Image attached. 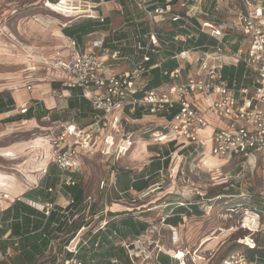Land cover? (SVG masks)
Returning <instances> with one entry per match:
<instances>
[{
    "label": "built area",
    "instance_id": "built-area-1",
    "mask_svg": "<svg viewBox=\"0 0 264 264\" xmlns=\"http://www.w3.org/2000/svg\"><path fill=\"white\" fill-rule=\"evenodd\" d=\"M67 1L76 7L81 3ZM122 1L86 0L92 10L87 18L106 25L109 5ZM126 1L136 12L129 21L118 29L91 33L82 44L66 37L70 54L55 64L69 97L76 91L89 103L92 122L82 128L71 124L50 140L49 165L57 168L58 183L47 191L56 197L54 201L13 200L43 214V227L53 213L63 215L74 203L72 199L64 207L58 200L64 187L78 184L80 156L94 154L102 138L101 152L109 159L120 158L136 138H145L160 146L173 143L189 156H199L202 164L208 155L234 163L241 179L264 163V0ZM124 9L121 5L122 15ZM28 82L26 87L32 90ZM30 110L23 104L18 114L28 115ZM218 120L223 125L213 126L212 121ZM135 125L140 126L137 132L131 129ZM117 171L113 170L112 191ZM6 198L5 193L0 203ZM6 209L0 208L2 213ZM107 226L108 221L98 231L106 232ZM85 230L83 225L64 246L66 264H83L78 254L89 244L90 231ZM43 237L49 240L47 250L53 241L47 234ZM114 237H118L115 230L110 239ZM0 240L11 241L1 259L25 253L22 237H11L10 230ZM99 243L100 239L95 249ZM122 246L133 259L130 245ZM242 262L248 264L244 257L233 255L228 263Z\"/></svg>",
    "mask_w": 264,
    "mask_h": 264
},
{
    "label": "rangeland",
    "instance_id": "rangeland-1",
    "mask_svg": "<svg viewBox=\"0 0 264 264\" xmlns=\"http://www.w3.org/2000/svg\"><path fill=\"white\" fill-rule=\"evenodd\" d=\"M78 1L81 3L76 7L67 0L60 4L59 0H0V93H10L15 101L12 111L0 114V152L11 150L14 153L13 157L0 156V173L10 177L11 186L19 193L9 199V194L0 189V199L7 194V200H1L2 209L13 205L17 197L26 198L25 194L40 186L43 179L46 183L45 177L52 167L49 165L50 140L60 136L65 127L74 123L84 126L90 120L77 117L73 109H65L66 102L74 100L73 93L69 97L61 84L56 86L60 78L55 64L59 57L67 58L70 54V49H66V37L60 38L63 29L87 20V13H92L86 0ZM127 2L109 5L108 24L112 28H121L130 15L136 13ZM121 5L125 6L123 15ZM28 81H31L32 90L26 87ZM54 91L62 95L67 93L69 98H61ZM50 102L54 105H49ZM23 104H28L32 113L22 119L18 108ZM44 112L45 116L39 117ZM212 125L223 123L222 120L212 121ZM131 129L137 132L140 126ZM103 140L99 141L94 154L80 156L82 170L75 175L78 181L75 187L83 190L84 201L61 215L70 222L61 230L51 232L52 247L33 257L24 256V253L14 258L0 257V264H66L64 246L79 228L85 225V231H90L88 238L104 223L115 219L111 213L126 212L139 222H148L150 227L138 238L114 237L116 246L124 242L130 245L133 259H111V264H161L156 259L159 253L169 256L170 264H234L228 263L233 255L249 261L248 249L257 247L264 252V217L250 207L252 196L264 197V163L249 170L247 178L241 179L234 163L215 158L219 163L211 167L202 164L199 156H189L174 145L176 149L171 153L170 166L161 173L158 184L142 193L118 194L112 191L114 169L139 173L167 146L136 138L129 152L109 159L101 152ZM26 160L43 162L44 167L27 172L22 167ZM72 199L63 190L58 202L66 207ZM176 204L196 205L200 213L183 216L182 222L173 227L165 219ZM7 225L3 224L4 228ZM106 232L112 234L109 229ZM33 241L31 239L29 245ZM10 243L0 240V256ZM106 263L96 258L90 264Z\"/></svg>",
    "mask_w": 264,
    "mask_h": 264
},
{
    "label": "trees",
    "instance_id": "trees-1",
    "mask_svg": "<svg viewBox=\"0 0 264 264\" xmlns=\"http://www.w3.org/2000/svg\"><path fill=\"white\" fill-rule=\"evenodd\" d=\"M100 1L101 0H93V2L96 3H99ZM107 24L108 20L106 22V25H103L96 20L87 19L85 21L74 23V25L70 27L64 28L62 33L66 37L75 38L79 43L82 44L84 37L101 30L103 27H107ZM59 85L60 83L56 84V86ZM72 93V98L74 100L69 102V108L73 110L80 109V113H75L77 117L90 119L89 122L84 126H80L79 124L75 123L82 128L92 122V111L89 103L86 100L82 98L80 99L78 97V92L72 91ZM14 108L15 101L12 95L8 92L0 93V114L10 112ZM45 112L46 114L48 113V111ZM45 112L44 115L39 117L45 116ZM30 113H32V110H30ZM25 116L26 115H20L19 117L23 119ZM32 117L33 115L29 118ZM175 149L176 147H174V144H170L168 147H166L165 151H162V153H158L159 156L154 157L152 162L139 173H134L127 169H117V182L114 190L118 194H126L130 191L142 193L150 189L152 186L158 184V179L160 178L161 173L167 171L170 166L171 153L174 152ZM49 170L51 172L49 173L48 177H45L46 183H44L43 179L41 185L38 188L32 189L31 191L27 192L25 194V197L27 199L34 201L40 200L41 202H52L55 200L53 196L51 197V194L47 191V189L57 185L58 170L54 166L50 167ZM49 177H51V179H49ZM64 190L73 197L74 203L71 205V207H69L70 210L74 206L83 203V190L80 187L67 186L64 187ZM250 201V207L253 209V211L257 212L259 215H263L264 217V197L252 196L250 198ZM173 206L175 207L172 209L171 214L165 219V222L173 227H176L182 222L183 216L199 215L200 213L196 205L176 204ZM126 213H111V215L114 216L115 219L110 221L113 222L112 224L108 222V229L110 230V234L113 231L111 229L113 227L117 229H115V231L118 232V237L120 238L127 239L128 236L138 238L143 232L148 230V228L150 227V225H148V222H139L133 215H129L128 212ZM117 218L122 219L117 220ZM44 222L45 217L43 214L25 203L15 202L8 209H6L0 217V223L2 225L8 224L6 228H4L3 226L4 230L2 229V231L0 232V237L5 235L9 230L11 231V237L21 236L22 247L25 250L24 256L28 255V257H33L41 251L43 252L48 245L49 240L47 238H44L43 234H47L48 236H50L51 232H55V230H61L63 225L68 222V219L66 217H62L58 213H53L47 219L46 225L43 227ZM55 223L58 224L57 227L53 226ZM51 229L54 230L51 231ZM88 238V247H81L78 254V258L82 260L83 264H90L94 262V259L96 258L107 261L106 264H111V259H118L122 257H125L127 260L132 259L130 258L129 253L126 251L124 246H116L114 240L110 239L109 232L107 233L98 231L95 234L89 235ZM31 239H34V241L29 245ZM99 239V247L95 249L94 245ZM25 244L28 245V247H25ZM258 244L260 243L258 242ZM251 246L253 247V245ZM156 259H158V262L161 264H170V257L163 253H159ZM247 259H249V261L246 260L248 264H264V252L257 249V247H255L254 249H248Z\"/></svg>",
    "mask_w": 264,
    "mask_h": 264
},
{
    "label": "bare ground",
    "instance_id": "bare-ground-1",
    "mask_svg": "<svg viewBox=\"0 0 264 264\" xmlns=\"http://www.w3.org/2000/svg\"><path fill=\"white\" fill-rule=\"evenodd\" d=\"M17 92H19V91H17ZM65 95H67V93H65ZM0 153H1L0 154L1 157H13L14 156V153L11 150H3ZM208 157H207L208 159L206 161L207 165H209L211 167H214V166H217L218 165L219 161L217 159H215V157L211 158L212 156H210V155H208ZM5 159H7V158H5ZM9 178L10 177H7V176H5V175H3V174L0 173V189L6 191V193L9 194L8 195V198L14 199L13 194H10V191H12L11 189L13 187L11 186V183L9 181Z\"/></svg>",
    "mask_w": 264,
    "mask_h": 264
},
{
    "label": "crops",
    "instance_id": "crops-1",
    "mask_svg": "<svg viewBox=\"0 0 264 264\" xmlns=\"http://www.w3.org/2000/svg\"><path fill=\"white\" fill-rule=\"evenodd\" d=\"M100 11H101V10L98 9V10L95 11V12H96V13H99ZM69 26H70V25H67V27H69ZM111 26H112V25L109 26V24H107V27H108V28L103 27V28L101 29V31H107V30L114 29V28H112ZM63 37H66V36H64V34L62 33L60 38H63ZM84 39L86 40V37H84L83 40H84ZM87 41H88V39H87ZM87 41H86V42H87ZM49 105H54V102H53V104H51V102H50ZM43 164H44L43 162L32 161V160H26V161L23 163L22 167H23V169H25V170L28 172V171H30L29 169H32V170H39L40 168L44 167ZM47 164H48V163H47ZM34 172H37V171H34ZM25 173H26V172H25ZM16 191H17V192H16ZM23 192H26V191H23ZM10 193L13 194V195H14V194H19L17 188L14 189V190H12Z\"/></svg>",
    "mask_w": 264,
    "mask_h": 264
}]
</instances>
